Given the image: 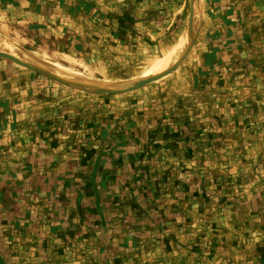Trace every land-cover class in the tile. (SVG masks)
Masks as SVG:
<instances>
[{
  "label": "rangeland",
  "instance_id": "rangeland-1",
  "mask_svg": "<svg viewBox=\"0 0 264 264\" xmlns=\"http://www.w3.org/2000/svg\"><path fill=\"white\" fill-rule=\"evenodd\" d=\"M94 2L51 19L66 34L0 31L114 87L187 31L191 0ZM200 5L185 57L131 91L0 57V264H264V0Z\"/></svg>",
  "mask_w": 264,
  "mask_h": 264
},
{
  "label": "bare ground",
  "instance_id": "bare-ground-1",
  "mask_svg": "<svg viewBox=\"0 0 264 264\" xmlns=\"http://www.w3.org/2000/svg\"><path fill=\"white\" fill-rule=\"evenodd\" d=\"M200 0L195 1L193 3V15H192V30L194 29L195 21L199 17L200 14ZM187 27V26H186ZM197 28V27H196ZM190 41V35L187 33L185 30L183 36H181L175 43L174 45L167 50L162 56L157 59L152 63L150 69L146 72L145 78H148L150 76L157 75L169 68H171L173 65H175L181 58V56L185 53L187 46ZM0 50H7V51H15L17 53V56L23 60L29 61L34 64H39L40 67L45 68L46 70H49L53 74H56L57 76L66 79V80H74V82H80V79H86L93 81V84H90L91 86H99V84L95 83L98 82L99 80L93 79H88L84 75L78 73L75 70H72L70 67L66 66H60L57 65L51 61L45 60L44 56H42L40 53H38L36 50L26 47V46H21L19 45L16 41L7 38L1 31H0ZM11 54V53H10ZM45 60V61H44ZM142 78V77H141ZM134 80V79H133ZM126 82V81H125ZM92 83V82H91ZM120 83V82H118ZM88 84V83H87ZM97 84V85H96ZM102 84V82L100 83ZM104 84V83H103ZM102 84V85H103ZM106 84V85H105ZM102 88H109L110 86H107V83H105ZM110 84V83H108ZM113 84V83H112ZM116 85H118L116 83ZM115 85L111 86L113 88Z\"/></svg>",
  "mask_w": 264,
  "mask_h": 264
},
{
  "label": "crops",
  "instance_id": "crops-1",
  "mask_svg": "<svg viewBox=\"0 0 264 264\" xmlns=\"http://www.w3.org/2000/svg\"><path fill=\"white\" fill-rule=\"evenodd\" d=\"M74 0H0V20L21 21L28 24V28L36 26H52L57 28L62 34H66L67 27L63 25L52 24L51 19L60 15L64 19L69 17L64 6L72 4ZM85 2L95 3L94 0H83ZM78 4V3H76ZM75 5V4H74ZM74 9V8H73ZM43 15H40V14ZM2 227V226H1Z\"/></svg>",
  "mask_w": 264,
  "mask_h": 264
},
{
  "label": "water",
  "instance_id": "water-1",
  "mask_svg": "<svg viewBox=\"0 0 264 264\" xmlns=\"http://www.w3.org/2000/svg\"><path fill=\"white\" fill-rule=\"evenodd\" d=\"M193 3H194V0H191V11H190V15L188 18V23H187V33L190 35L189 43H191L192 31H193L192 30V15L194 12L193 11ZM185 54H186V52L181 56L180 60L175 65H173L171 68H169V69H167V70H165V71H163L157 75L150 76L148 78H142V79H139L135 82L124 84V85L117 87V88H113L111 86L109 88H102L101 86L100 87L99 86H91V85H87L84 83H78V82H74L72 80L63 79V78L57 76L56 74H53L49 70H46L45 68H42V67L35 65V64H27V63L21 61L20 59H18L16 56H14L8 52L0 51V57L9 58V59L15 61L16 63L20 64V65L26 66L32 70H35V71H38L44 75H47L48 77L55 79L59 82H62L63 84H65L69 87L78 88V89H81L84 91L97 93V94L123 93V92H127V91L137 89V88L142 87L146 84H149L153 81H156V80L162 78L163 76L167 75L168 73H170L172 70H174L176 68V66L179 64V62L185 57Z\"/></svg>",
  "mask_w": 264,
  "mask_h": 264
},
{
  "label": "trees",
  "instance_id": "trees-1",
  "mask_svg": "<svg viewBox=\"0 0 264 264\" xmlns=\"http://www.w3.org/2000/svg\"><path fill=\"white\" fill-rule=\"evenodd\" d=\"M85 4V3H84ZM86 7H88L87 5H85Z\"/></svg>",
  "mask_w": 264,
  "mask_h": 264
}]
</instances>
